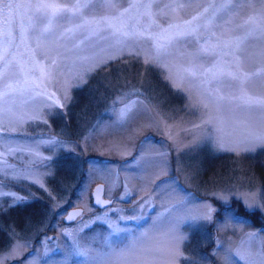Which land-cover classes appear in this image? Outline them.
Wrapping results in <instances>:
<instances>
[{
  "label": "rangeland",
  "instance_id": "1",
  "mask_svg": "<svg viewBox=\"0 0 264 264\" xmlns=\"http://www.w3.org/2000/svg\"><path fill=\"white\" fill-rule=\"evenodd\" d=\"M39 2L0 4V216L40 202L0 264H264V0Z\"/></svg>",
  "mask_w": 264,
  "mask_h": 264
},
{
  "label": "trees",
  "instance_id": "2",
  "mask_svg": "<svg viewBox=\"0 0 264 264\" xmlns=\"http://www.w3.org/2000/svg\"><path fill=\"white\" fill-rule=\"evenodd\" d=\"M151 78V77H150ZM153 78V77H152ZM154 80H157L158 81V83L160 84V86H164V87H166V88H169L166 84H164V85H162V83H161V79H158V78H153ZM168 91H171V92H173L172 90H171V88H169V90ZM162 98H164V97H167V90H162ZM167 99V98H166ZM78 100H83L82 98H80V99H78ZM71 115V114H70ZM85 162H87V163H94V164H100V165H102L101 163H104V160H102L100 157H98V158H96V157H94L93 155H89L87 158H86V160L84 161V163ZM65 174V173H64ZM64 174H63V176H64ZM83 181V180H82ZM81 181V179L79 180V183H78V185H80V182H82ZM11 185H12V182L11 181H9L8 180V186L9 187H11ZM5 187H6V184H5ZM17 189V188H16ZM75 189H76V191L75 192H77V185L75 186ZM36 193H38V192H36ZM40 193H41V191H40ZM32 205L31 204H29V202H27V203H24V204H18V205H16V206H8L7 204L5 205V213L4 214H2L1 216H0V244H1V242H2V240H3V238H2V236H5L6 237V233L7 232H9L8 230L10 229V228H12V227H14L13 225H12V223H14V224H16V226H18L20 229H22V226H21V224L23 223V221L25 222V220H23L21 223L20 222H18V221H14V219H13V215L15 214V213H17V214H22V218H24V216H26V211H28V209L29 208H31V210H34V211H36L39 207H40V202L36 199V198H34V199H32ZM72 205H75V203H71ZM28 205H30V206H28ZM225 211H228V209L227 210H225ZM59 215H61V213L60 212H57L56 211V214H54L53 215V217L51 218V221L52 222H55V225H57V226H61L62 224H61V222H60V219H59ZM20 217V218H21ZM40 221L41 220H44V214H41L40 216ZM21 218V219H22ZM38 222V221H36V223H37V225L39 224V223H41V222H43V221H41V222ZM36 225V226H37ZM40 226V225H39ZM45 231L47 232V234L48 233H50V230L48 229V227L45 229ZM4 233H5V235H4ZM36 241V240H35ZM6 244H7V242H6ZM5 247H6V245H5ZM27 253H29V252H27ZM23 256V255H22ZM26 257V256H25ZM25 257H23V258H20V259H24Z\"/></svg>",
  "mask_w": 264,
  "mask_h": 264
},
{
  "label": "snow or ice",
  "instance_id": "3",
  "mask_svg": "<svg viewBox=\"0 0 264 264\" xmlns=\"http://www.w3.org/2000/svg\"><path fill=\"white\" fill-rule=\"evenodd\" d=\"M227 3H230V0H226V5L227 6ZM0 4H3V0H0ZM88 6L87 2H80V0H78V2L73 5L72 8L70 9H67V11H70L73 15H77V14H82V9L86 8ZM7 7L9 9H11L12 5L11 4H8ZM36 9L38 12H42L43 15H46L48 16V24L45 25L44 29H43V32L44 33H47L50 29V26H51V23H52V20L62 11H64L65 9H62L59 5H56V4H52V3H46L44 2V0H41V2L37 3L35 5ZM205 11H207V9H205ZM0 12H3V8H0ZM105 20V22H108L107 21V18H102ZM197 19V17H193V20ZM99 24V21H95V20H85L84 21V24L83 25H78V27H83L85 25H92V24ZM188 23H191V21H189ZM109 27H112L111 23H109ZM114 35L116 34L115 32L113 33ZM121 35H127V33H121ZM0 59H3V57H0ZM3 75V71L0 70V76ZM7 89L8 90H3V91H0V98H3L5 96H8L10 94V91L12 89V85H8L7 86ZM59 103V102H57ZM122 115H124V112L122 111L121 113ZM15 199H17L18 201H22L23 198L22 197H15ZM223 199V197H222ZM210 211L211 209H207V210H203V211H199L197 213V215L194 217V218H210ZM15 249L13 250V253H10L9 255H13L15 254ZM83 254V253H82Z\"/></svg>",
  "mask_w": 264,
  "mask_h": 264
},
{
  "label": "water",
  "instance_id": "4",
  "mask_svg": "<svg viewBox=\"0 0 264 264\" xmlns=\"http://www.w3.org/2000/svg\"><path fill=\"white\" fill-rule=\"evenodd\" d=\"M102 196V185L101 184H95L91 190V197H92V202L94 204H99L102 205L103 207L107 204V201L102 200L101 198ZM101 203V204H100ZM81 212L80 208H75L72 210H69L62 218V221L64 223H68L72 220H74V218L79 215V213Z\"/></svg>",
  "mask_w": 264,
  "mask_h": 264
},
{
  "label": "flooded vegetation",
  "instance_id": "5",
  "mask_svg": "<svg viewBox=\"0 0 264 264\" xmlns=\"http://www.w3.org/2000/svg\"><path fill=\"white\" fill-rule=\"evenodd\" d=\"M98 184H100V183H98ZM95 185V184H94ZM93 185V186H94ZM102 185V184H101ZM93 186H92V188H93ZM92 188H91V190H92ZM80 190V187H78L77 188V191H79ZM89 199H88V203H89V205L91 206V208H92V210H96V211H101L102 212V210H106L107 208H109L110 206H113V205H117L118 203H114L113 202V200H111V199H107L105 196H104V187H103V185H102V196H101V198H102V200H105V201H107V204L103 207L102 205H99V204H94L93 202H92V197H91V191H89ZM90 201V202H89ZM101 204V203H100ZM119 206H120V204H118ZM70 208H72V207H69V208H67V209H70ZM74 208H80V207H74ZM81 209V212L79 213V215H77L75 218H74V220H72V221H70V222H68L67 224L66 223H64L63 221H62V218H63V216L66 214V213H63L62 214V216L61 217H59V219H60V222L62 223V224H66V225H68V224H72V223H74L75 221H77L79 218H80V216L82 215V208H80ZM84 209V208H83ZM98 227H101V228H103V226H101V225H99Z\"/></svg>",
  "mask_w": 264,
  "mask_h": 264
}]
</instances>
